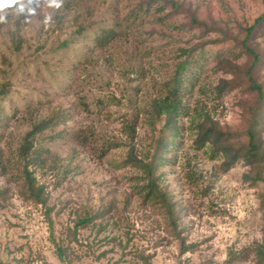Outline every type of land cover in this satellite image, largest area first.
I'll return each mask as SVG.
<instances>
[{
  "label": "rangeland",
  "instance_id": "1",
  "mask_svg": "<svg viewBox=\"0 0 264 264\" xmlns=\"http://www.w3.org/2000/svg\"><path fill=\"white\" fill-rule=\"evenodd\" d=\"M15 8L0 23V264H264L263 185L243 161L225 172L188 129L194 110L208 112L248 141L257 96L232 70L253 61L244 43L256 47L264 87V20L247 38L264 0H63L27 18ZM182 62L177 130L163 134L165 119L153 127L148 112ZM42 121L51 129L28 138L22 156ZM162 137L155 176L173 217L160 198L147 201L141 171L125 162L154 154Z\"/></svg>",
  "mask_w": 264,
  "mask_h": 264
},
{
  "label": "trees",
  "instance_id": "2",
  "mask_svg": "<svg viewBox=\"0 0 264 264\" xmlns=\"http://www.w3.org/2000/svg\"><path fill=\"white\" fill-rule=\"evenodd\" d=\"M262 20H264V14L257 20L256 24L247 29V38L251 36V34L256 29V25H258ZM195 24H200L195 21ZM201 25L206 28V23H201ZM66 45V44H64ZM63 45V46H64ZM244 52L250 56H253V61L248 68H234L232 73L234 75V80H242L247 85L248 90L251 93H254L257 96V104L251 109L250 114L248 110V115L246 114V119L249 122V128L246 130L245 135L248 137V141H241L242 135L240 133H232L229 131H225L218 126L217 123L214 122V119L210 116L208 112H198L194 110V115L196 116L197 121L194 123L195 119H193L191 123V127L188 128L189 132L197 133V138L193 142V146L195 149L203 151L205 156L209 160L222 159L223 164L222 168L226 171L232 169L236 164L243 161L247 164L251 170L254 177L251 178L253 181V185L262 184V194L261 198V206L264 209V139L257 135L256 129L262 126L263 120L261 115L263 114V108L261 114L258 112L261 110V106L264 105V87L259 82V80L254 75L255 69L261 63L262 54H259L256 47H251L248 44L244 43L243 45ZM191 54L192 51H183V54ZM227 62L228 61H224ZM189 62L179 63L176 69V72L173 76V83H169L170 86L169 94L167 97L159 100H154L151 109L148 112L151 119V124L155 127L156 122H161L164 120V126L162 133L165 134L167 132H172V135H175L176 121L179 116V112L182 108L181 105V97L179 96V91L181 90V83L183 80V73L187 67ZM234 80L231 82L222 81L221 86L218 87V90L221 92L226 89L227 85H233ZM173 85V86H172ZM234 86V85H233ZM125 122V131L127 133L128 139H134L136 134V126L135 123ZM51 129V121H42L36 126L32 132L27 135V139L25 140V146H23V150L21 152L22 156H27L29 151H31L32 146L28 142V138L35 137L36 135L42 134L46 130ZM169 146L168 141L162 137L156 143L154 154H150L147 152L143 154L141 157H138L133 152L129 153V159L126 162L127 165L133 166L139 169L142 173L141 180L142 182H147L143 185V188L140 189L141 192H145V198L147 201L153 200L154 198H160L161 202L166 206L168 213L173 217L174 207L168 199V195L166 193L161 192L160 187L157 183V178L155 176V171L158 167L159 162L164 161V151ZM111 147V145H110ZM112 147H117L115 144H112ZM111 148H107L104 156L110 151ZM113 149V148H112ZM2 164L0 163V166ZM248 178V177H247ZM26 179L28 181V185H30V191L35 190L34 180L32 174H30L26 170ZM37 200L41 201V190H39L36 194ZM87 222L86 219L79 221L78 225L85 224ZM175 225V224H174ZM59 258L64 260V251L61 247H59ZM182 255L189 252V247L185 244H182ZM259 258H264V247L259 248L258 252Z\"/></svg>",
  "mask_w": 264,
  "mask_h": 264
},
{
  "label": "clouds",
  "instance_id": "3",
  "mask_svg": "<svg viewBox=\"0 0 264 264\" xmlns=\"http://www.w3.org/2000/svg\"><path fill=\"white\" fill-rule=\"evenodd\" d=\"M40 3H44L50 8L59 9L63 5V0H0V23L7 22L5 9L16 6L15 10L17 14L25 15L27 18L36 14ZM52 21V14L47 15L44 18L45 26L49 25Z\"/></svg>",
  "mask_w": 264,
  "mask_h": 264
}]
</instances>
